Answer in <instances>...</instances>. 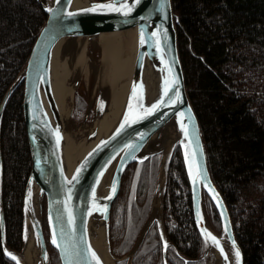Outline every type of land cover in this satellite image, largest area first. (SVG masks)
Instances as JSON below:
<instances>
[{"label":"trees","instance_id":"obj_1","mask_svg":"<svg viewBox=\"0 0 264 264\" xmlns=\"http://www.w3.org/2000/svg\"><path fill=\"white\" fill-rule=\"evenodd\" d=\"M171 1L185 87L199 121L212 180L229 211L242 264H264V0ZM45 19L38 0H0V100L24 66ZM22 89L21 83L7 100L0 126L4 213L0 264H16L5 255L4 244L15 252L23 248L22 200L31 160ZM85 105L84 95L76 91V108L84 110ZM159 156L134 161L123 173L110 209L109 239L116 255L131 249L148 218ZM204 205L219 232L221 219L205 192ZM43 216L51 264H60L49 241L45 202ZM162 216L165 252L154 221L131 264H204L206 243L194 221L178 143L170 156Z\"/></svg>","mask_w":264,"mask_h":264},{"label":"water","instance_id":"obj_2","mask_svg":"<svg viewBox=\"0 0 264 264\" xmlns=\"http://www.w3.org/2000/svg\"><path fill=\"white\" fill-rule=\"evenodd\" d=\"M38 1L46 11V19L33 41L24 66L0 100L1 126L7 100L16 87L22 83V116L31 160L22 200L23 217L26 221V228H23V233L26 237L25 232L28 229L32 234L33 250L36 254L32 264H50L43 230L44 202L49 241L58 252L60 264H67L68 258L63 253V248L52 242L53 229L56 231L60 245H64L67 241V246L74 253L77 245L79 246L80 251L78 255L73 256V264H89L90 255L86 251L89 244L100 256L103 264H107L91 241L89 221L91 218H98L103 221L107 248L111 253L109 243L110 209L120 191L123 173L130 163L142 160L145 158H141L142 154L152 151H147L145 148L150 137L172 122L179 132V137L171 149L167 150L168 153L165 145V148L160 147L146 154L151 155L162 149L164 155L161 159L160 168L163 161H166L163 186H160L158 179L153 198L155 204L159 207V212L157 207L154 210L155 205L152 204L153 213L159 215L158 223L162 236L163 251L165 252L164 241L166 236L163 226L162 205L170 156L174 146L178 143L190 185L194 221L206 242L207 248L216 249L221 264H231L228 250V247H230L235 255L236 263L242 264L243 254L235 237L227 206L212 180L199 121L186 91L184 73L178 52L172 1L140 0L134 11L127 16L114 11H82L76 12L73 16L67 14L68 11L75 12L76 9H88L93 3L108 2V0H87L82 5H75L74 0H70V2L69 0H59V2L58 0ZM114 2H122V0H114ZM161 3L164 4L163 9L160 7ZM49 6L53 8L52 12L48 11ZM57 9L61 11V15H57ZM141 28L144 30L145 40L147 41L144 44L140 42ZM157 28L161 29L159 42L152 36ZM163 29L167 30L166 33ZM124 30H133L136 34V51L124 107L111 131L104 136H100L96 143L77 162L73 170L68 172L65 168L63 155L65 125L59 113L51 84L55 47L62 39L70 41L78 37L94 38L103 33ZM70 50L71 54H74L72 46ZM161 56H163V59H161ZM165 60L171 64L172 72L179 78V84L173 87L178 88L181 99L176 104L167 103V100L176 94L170 89L169 96L165 97V103L162 107L144 119L128 124L117 134L116 130L120 127L124 115L128 111L133 83L143 82V97L141 100L143 105L150 107L152 103L164 95V77L170 74ZM146 64L158 77L157 89L153 96L148 92L145 80ZM79 78L80 72L72 79L74 88H76ZM101 101H103L102 105ZM107 101L108 83L106 79H101L96 91L94 105V118L96 120L104 113ZM182 111L185 113V123L189 127L191 144L188 143L189 137H185L183 130L180 128L179 117ZM57 128L62 134L59 141L56 135ZM138 133L143 135H138ZM95 134L96 131L92 130L87 137H93ZM101 141H104L102 145ZM129 141L134 142L137 146L134 149H126L125 145ZM97 145H100V147L97 148ZM193 148L196 149L197 161L204 169L203 176L207 178L206 180L197 178L194 182L192 179L189 171V157L186 156V151L190 154ZM94 149L96 151H93ZM89 153H92V155H89ZM77 168L81 169L79 174H77ZM109 172L110 176L106 182L105 178ZM1 179L2 158L0 151V226L1 238L4 242ZM114 183L116 184L115 192L112 189ZM210 188L215 190L216 195H213V192L209 190ZM93 189H95V196L93 195ZM29 190H31V195H29ZM204 192L209 196L219 214L222 225L221 233H217L209 223L204 207ZM105 205L106 209L101 211L100 208ZM70 214L75 217L74 224L70 221ZM154 221V215L148 218L130 251L131 255L137 251ZM61 228L64 229L66 235L60 233ZM202 228L208 229L219 238L224 252H221L220 247L213 243L210 238L205 239V233L201 231ZM221 235L224 236V241L221 239ZM233 240H235V244H233ZM3 248L5 255L16 264H19L13 256L8 255L9 251H13L5 244ZM237 248H239V256L236 253ZM225 252L227 257H225ZM91 264H96V262L93 260Z\"/></svg>","mask_w":264,"mask_h":264},{"label":"bare ground","instance_id":"obj_3","mask_svg":"<svg viewBox=\"0 0 264 264\" xmlns=\"http://www.w3.org/2000/svg\"><path fill=\"white\" fill-rule=\"evenodd\" d=\"M87 0H74L75 5H82ZM89 45L100 47V59L97 67L96 91L99 80L106 79L108 83V101L106 108L101 117L96 120L94 118L92 124L86 130L89 134L92 130L96 131L95 136L86 137L76 140L74 136L64 130L63 155L65 168L71 172L82 156L96 143L100 136L108 134L116 121L118 120L127 96L128 86L130 82L135 51H136V34L133 30L113 31L100 34L94 38H74L72 40L62 39L55 47L52 60L51 84L55 100L58 105L59 113L62 121L65 122L70 112L68 101L74 93V85L67 82L69 75L76 76L78 72L88 75L89 70L96 63L91 61L88 56ZM74 50V54H63L67 47ZM145 80L148 92L154 95L158 77L151 71L148 64L145 65ZM179 137V132L175 128L173 122L163 129V134L159 138V132L154 133L148 143L146 150H154L166 145V151L170 150ZM156 142L163 144L159 147ZM177 144V143H176ZM167 151V153H168ZM166 161H163L159 170V184L162 187L165 179ZM110 172L107 174L105 181L107 182ZM157 205L155 204L154 210ZM158 212H159V207ZM26 225L24 220L23 228ZM208 225V222H207ZM26 228V227H25ZM89 231L93 245L99 250L107 264H115L113 255L109 252L106 243L105 226L101 219L91 218L89 221ZM26 237L23 233L24 250L21 254L12 252L19 257V264H32L36 254L33 250V238L31 232L26 229ZM224 241V236H220ZM230 263L237 264L235 255L228 247ZM210 253L214 256V263L221 264L215 248H209Z\"/></svg>","mask_w":264,"mask_h":264},{"label":"snow or ice","instance_id":"obj_4","mask_svg":"<svg viewBox=\"0 0 264 264\" xmlns=\"http://www.w3.org/2000/svg\"><path fill=\"white\" fill-rule=\"evenodd\" d=\"M59 2V0H58ZM70 2V0H69ZM140 3V0H122V2H114V0H108V2H101V3H93L90 8L88 9H76L75 12L73 11H68L69 16L75 15L76 12H82V11H92V12H97V11H114V12H119L124 14L125 16L131 14L135 7ZM161 9L164 8V4L161 3L160 5ZM48 11L52 12L53 8L51 6L48 7ZM57 15H61V11L59 9L56 10ZM151 14V13H150ZM147 18V17H145ZM163 31L166 33V29H163ZM160 34H161V29L157 28L155 32L152 33V36L154 39H156L159 42L160 39ZM140 42L141 44L147 43L145 40V35H144V30L141 28V34H140ZM161 59H163V56H161ZM165 64L168 66L169 69V75H166L164 77V95L161 96L159 99H157L154 103H152L149 106L143 105L141 103L142 97H143V82L141 81L139 84L133 83L132 86V92H131V97L129 100L128 104V111L124 115L123 122L120 124V127L117 128L116 133H120L128 124L130 123H135L138 120L144 119L145 117L149 116L150 114L156 112L160 107H162L165 103V97L169 96V90L171 89L174 91L176 94L174 97H171L167 100V103L169 104H176L180 99H181V93L179 92L178 88L173 87L174 85L179 84V78L178 76L172 72L171 64L165 60ZM103 104V101H101V105ZM180 128L183 130V135L185 137H189L188 143L191 144V138H190V132H189V127L188 124L185 123V113L182 111L180 113ZM56 135H57V140L61 138L62 134L59 132V128L56 129ZM138 135H143L142 133H138ZM104 143V141H101V145ZM183 143V141H181ZM137 145L129 141L127 145H125L126 149H134ZM100 145H97V148H99ZM93 151H96L94 149ZM89 155H92V153H89ZM186 156L189 157V171L192 175V179L195 182L197 178L200 179H207L205 176H203L204 169L201 167L199 162L197 161L196 157V149L193 148L191 153L189 154L186 151ZM110 162V161H109ZM39 163V161H37ZM77 174L81 171L80 168H77ZM113 192H115L116 189V184L114 183L112 185ZM210 191L213 192V195H216L215 190L213 188L209 189ZM29 195H31V190H29ZM93 195L95 196V189H93ZM219 203V200L217 201ZM106 209V205L102 208H100L101 211H104ZM75 217L70 214V221L74 224ZM202 232L205 233V239L208 240L209 238L213 243H215L217 246L220 247L221 252H224L223 245L220 243V240L217 236H215L213 233H211L208 229L202 228ZM60 233L63 235H66L64 232V229H60ZM52 242L56 244L58 247L63 248V253L67 255V264H73V256L79 254V246L77 245L75 253L69 249L67 246V241H65L64 245H60L59 240L57 238V234L55 229H53L52 233ZM165 246L167 247L168 241H164ZM233 244H235V240H233ZM86 251L90 255V260L89 264L94 260L96 264H103L101 261L100 256L96 253L95 249L91 247V245H88V248ZM237 256L240 255L239 253V248L236 249ZM225 257H227V253L225 252ZM9 256H13L17 261H19V257L15 256L14 253L8 252Z\"/></svg>","mask_w":264,"mask_h":264},{"label":"rangeland","instance_id":"obj_5","mask_svg":"<svg viewBox=\"0 0 264 264\" xmlns=\"http://www.w3.org/2000/svg\"><path fill=\"white\" fill-rule=\"evenodd\" d=\"M70 48L71 47H69V46L67 48H65L63 51V54L64 55L65 54H68V55L71 54ZM87 48H88L87 51H88L89 59L91 61L95 62L96 65L92 66L90 68L87 76H85L83 73H81L80 78H79V82H78L76 88L74 89L73 96L68 101V104L71 108H70L68 118L65 122V129H64L67 133L73 135L74 139H76V140L82 138L83 136H86V137L88 136V133L86 132V130L89 128V126L92 124V122L94 120V105H95V97H96L97 67L99 64L98 60L100 59V47L99 46L93 47V46L89 45V47H87ZM73 78H74V76L69 75L67 77V82L73 84V82H72ZM76 91H79L85 97L86 105H85L84 110L78 109L75 106V92ZM162 128L159 131V138L163 134ZM156 145H159V147H160V145H162V144H160L159 142H156L155 146ZM152 151H150L148 153H151ZM148 153L142 154L141 158L152 155V154L146 155ZM155 153H159V155H160L159 156L160 160H159V165H158V170H157V178H156V186H157V182L159 179V170H160V166H161L160 164H161V159L164 155V150L161 149ZM155 191H156V187H155ZM154 196H155V193H154ZM152 204H153V206L155 205L154 199L152 201ZM204 207H205V205H204ZM153 215H154L155 221L158 223L159 215H158V213H156V214L153 213V207L151 206L148 218L150 216H153ZM148 218H147V220H148ZM208 220H209V218H208ZM209 223H210V221H209ZM158 225H159V223H158ZM210 225H211V223H210ZM143 226H142V228H143ZM211 227L213 228L212 225H211ZM221 228H222V225H221ZM217 233H221V229ZM137 238H138V236H137ZM135 242H136V240H135ZM135 242H134V244H135ZM109 243H110V239H109ZM134 244H133V246H134ZM133 246L131 247V249L133 248ZM131 249L122 255H116L112 252L111 244H110V251H111V254L113 255V258L115 261L114 263L117 264V262L124 260L125 264H131L132 257L135 254V252L133 255L130 254ZM23 250H24V244H23L22 251L16 252V253L21 254L23 252ZM13 252H15V251H13ZM198 261H200V258L198 259ZM203 261H204V264L214 263V256L210 253L209 248H207V246H206L205 252L203 254ZM50 264H51V261H50Z\"/></svg>","mask_w":264,"mask_h":264}]
</instances>
